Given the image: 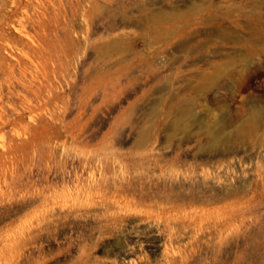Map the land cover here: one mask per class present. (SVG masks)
<instances>
[{"label": "rangeland", "instance_id": "1", "mask_svg": "<svg viewBox=\"0 0 264 264\" xmlns=\"http://www.w3.org/2000/svg\"><path fill=\"white\" fill-rule=\"evenodd\" d=\"M42 4L38 28L11 0L0 13V62L40 79L36 95L0 88V264H121L80 252L98 234L82 205L96 184L154 215L210 211L192 264H264V0ZM131 221L134 264H167L148 241L158 221Z\"/></svg>", "mask_w": 264, "mask_h": 264}, {"label": "bare ground", "instance_id": "2", "mask_svg": "<svg viewBox=\"0 0 264 264\" xmlns=\"http://www.w3.org/2000/svg\"><path fill=\"white\" fill-rule=\"evenodd\" d=\"M43 2L44 0H24V1L11 0L12 7L14 8L12 11L16 12L17 9L19 10L22 9V15L18 17L19 23L20 24L23 23V25H25L26 23L31 24L32 26L34 25L35 27L38 28V25L40 26V23H38L37 19H35L37 17L36 10L37 7L40 6ZM6 3L7 0H0V13L2 12ZM95 7L97 8V5H95ZM34 49L35 50L31 54L32 58L34 57L33 59H35V61L40 64V62L37 60L38 58H36L38 57L37 56L38 49L37 48ZM0 52H1V47H0ZM19 62L21 63L20 59ZM19 62H18V68H14L13 67L14 64L13 66L9 65L6 67L4 64L0 62V78L2 80L0 81V88L2 87L3 83L10 86L11 80L15 79V81L19 84V86L23 88L22 90H27V91L29 90L32 92L35 91L33 92V95H36L38 91H36L33 88V84L37 82L34 81L37 76L35 73L32 72L34 68L31 69L30 72L29 70L26 69L28 67L27 65L25 66L22 63L26 67L25 68L24 66H21L22 64L20 65ZM36 65L40 66L38 64ZM35 69L39 71V68L36 67ZM27 73L30 75V78H28L29 76L27 77ZM37 78L39 79V77ZM35 84L38 86L37 83ZM12 89L15 90V88L13 87ZM19 90L21 91V88ZM25 93L23 92V94ZM30 97L32 98V95H30ZM247 131L248 129L246 128V126H239L234 131V134L236 137H240L246 135ZM86 193L87 194L83 199L82 205L88 213H91L99 221H98V225L96 226L98 232L97 236L94 239L87 237L86 240L87 242L89 241V243L85 241L83 245L81 244L82 247L80 252L82 257L86 259L85 263H88L90 261V258L93 257L94 255L93 252L96 253V251L98 250L101 251V253L105 256L115 255L120 257V259H122L121 264H125V263L134 264L133 255L135 254L134 247L136 246L133 247V245H131L130 243L137 241V238H139V234L133 235L129 238L128 237L129 235L128 233H126V230L129 227L130 228L134 227V222H132L131 219L140 214L144 217L145 220L158 221L157 223V226H159V230H157L158 235L154 234L153 230L151 229L150 232L152 234L148 238V241L152 242V245L154 243L157 244V242L160 241L163 242L164 259L167 261L166 262L167 264H175L177 262V259L180 260V264H192L193 261L194 262L200 261V259L202 258L201 255L203 250H207V251L210 250V237L213 228V217H212V213L208 210L182 214V212H179V210H177L175 203L171 202L168 204L167 208L161 209V211H158L154 215V213L150 210H143V211L138 210L137 207L134 204H132L126 196H122L121 194H119L118 188L111 189L109 186L103 184H96L93 186L86 187ZM185 219H187V222ZM112 224L115 225V229L112 228ZM117 225L124 227L125 231H118ZM141 226L144 225H140V227ZM191 227H193L194 229L193 231H190ZM204 231L206 232L205 234L204 233L200 235L198 234V232H204ZM222 253L224 254V251ZM225 260L227 261V259ZM136 262L138 261L136 260ZM149 263L151 264V262ZM112 264H119V263L117 261H112Z\"/></svg>", "mask_w": 264, "mask_h": 264}]
</instances>
